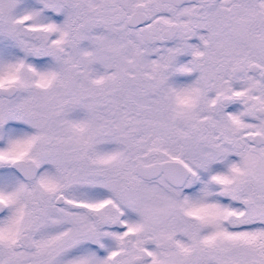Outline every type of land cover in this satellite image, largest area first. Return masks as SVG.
Segmentation results:
<instances>
[{
    "label": "snow or ice",
    "instance_id": "snow-or-ice-1",
    "mask_svg": "<svg viewBox=\"0 0 264 264\" xmlns=\"http://www.w3.org/2000/svg\"><path fill=\"white\" fill-rule=\"evenodd\" d=\"M0 264H264V0H0Z\"/></svg>",
    "mask_w": 264,
    "mask_h": 264
}]
</instances>
